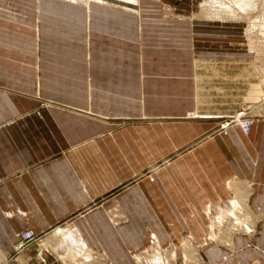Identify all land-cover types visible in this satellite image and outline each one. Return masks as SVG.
Returning <instances> with one entry per match:
<instances>
[{"label": "crops", "instance_id": "crops-1", "mask_svg": "<svg viewBox=\"0 0 264 264\" xmlns=\"http://www.w3.org/2000/svg\"><path fill=\"white\" fill-rule=\"evenodd\" d=\"M211 1L0 0V264H80L59 231L134 264L233 208L255 248L205 256L264 257V40ZM245 109L248 133L221 127ZM26 230L41 243L17 251Z\"/></svg>", "mask_w": 264, "mask_h": 264}, {"label": "rangeland", "instance_id": "rangeland-1", "mask_svg": "<svg viewBox=\"0 0 264 264\" xmlns=\"http://www.w3.org/2000/svg\"><path fill=\"white\" fill-rule=\"evenodd\" d=\"M201 1L207 2L211 0ZM213 1L214 0H212L211 3L217 4L219 8L222 5L221 7H223L225 11L227 10V12L235 19H238V14H240V20H230L229 24L242 25L245 28L246 33L248 34V36L246 35V37H249V42L250 40L254 42H257L258 40H264V0H226L225 2L221 0L218 2ZM242 111L249 112L248 109ZM241 206L243 207V204H241ZM221 211H212V225L208 226V233L201 241H194L191 238H186L187 240H184L179 244H171L166 248H163L156 242L152 241L150 247L147 250L140 254H137L136 257H134L133 263L218 264L214 263L210 258L206 257L203 250L211 244L226 245V242L228 243L230 248H234L235 233H241L242 235L247 237L248 242H250L252 247L255 248L256 244L252 241V238L255 235H258L259 231L261 230L260 227L256 225L258 215H256L254 211L246 208H242V210L233 208ZM61 236L57 241L56 246L58 252L61 251L59 250V247L63 243V239ZM221 238L223 239L221 240ZM225 239L226 241H224ZM41 240L42 238L37 236L33 243L39 244L41 243ZM86 253L87 254L77 253L83 256V258H79L77 262L80 261V264L99 263L97 262L100 261L99 258H94L93 255L89 252ZM246 261L248 262H242L238 261L237 259H233L232 262L228 264H264V257L252 259L250 261L248 259Z\"/></svg>", "mask_w": 264, "mask_h": 264}, {"label": "built area", "instance_id": "built-area-1", "mask_svg": "<svg viewBox=\"0 0 264 264\" xmlns=\"http://www.w3.org/2000/svg\"><path fill=\"white\" fill-rule=\"evenodd\" d=\"M230 125H238L245 133H248L252 125V119L248 116V112L241 111L230 119L225 120L221 123L222 128H227ZM37 236L38 235H36V233L32 230L21 232L19 235L18 247L16 250L20 251L30 243H33Z\"/></svg>", "mask_w": 264, "mask_h": 264}, {"label": "bare ground", "instance_id": "bare-ground-1", "mask_svg": "<svg viewBox=\"0 0 264 264\" xmlns=\"http://www.w3.org/2000/svg\"><path fill=\"white\" fill-rule=\"evenodd\" d=\"M59 233H60V235H62L61 237L64 239V242L60 245L59 250L67 253L66 251L71 249V250L77 251L78 253L87 254L86 253L87 252L86 251V248H87L86 244L87 243L85 244L82 239L77 237L78 235L76 236L73 232H68V231H61V232L59 231ZM17 247H18V243L16 245V249H17ZM67 254H69V253H67ZM68 256L70 257V255H68Z\"/></svg>", "mask_w": 264, "mask_h": 264}]
</instances>
